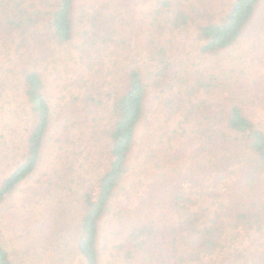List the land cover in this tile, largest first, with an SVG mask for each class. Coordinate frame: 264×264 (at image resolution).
<instances>
[{
  "label": "trees",
  "instance_id": "obj_1",
  "mask_svg": "<svg viewBox=\"0 0 264 264\" xmlns=\"http://www.w3.org/2000/svg\"><path fill=\"white\" fill-rule=\"evenodd\" d=\"M135 1L0 0V108L16 102L0 122L25 124L15 158L0 164V207L33 176L50 133L69 153L103 125L109 162L82 194L80 264H100L110 215L120 264H202L228 248L231 264H264V122L231 95L218 99L222 83L178 67L163 42L167 31L194 25L201 52L219 53L235 45L262 0H233L215 13L159 0L141 20ZM133 37L147 47L149 79L114 51L105 55ZM139 130L145 141L133 176L147 182L127 208L120 201ZM242 231L257 233L247 252L238 246ZM0 264H17L1 235Z\"/></svg>",
  "mask_w": 264,
  "mask_h": 264
},
{
  "label": "rangeland",
  "instance_id": "obj_2",
  "mask_svg": "<svg viewBox=\"0 0 264 264\" xmlns=\"http://www.w3.org/2000/svg\"><path fill=\"white\" fill-rule=\"evenodd\" d=\"M172 1L174 4L179 2ZM232 1L180 0V6L189 12L194 8L196 12L207 9L215 13L227 9ZM158 2L159 0H136L133 9L135 17L138 20L149 17ZM202 20V17L197 18L196 22ZM163 42L178 67L207 78L214 75L215 83H222L214 93L218 99L228 102L229 94L242 102L256 120L264 122V0L235 45L219 53L201 52V40L194 25L167 31ZM119 43L104 50L105 55L114 51L116 56L125 60L122 65L136 64L144 72L146 79H149L153 63L149 59L147 47L140 40L137 41L136 37ZM58 90L57 88L56 91ZM15 106L16 102L12 101L11 105L5 104V109L1 107V120L13 115L11 108ZM150 107L151 110L155 109V102ZM4 110L7 112L3 113ZM4 121L7 123V120ZM5 123L0 122L2 167L15 158L14 145H22L25 125L21 123V126L12 129L10 124L4 127ZM102 130L103 125L87 129L83 140L78 142L76 148H71L69 153L65 151L67 145L63 150L60 149L55 141V133H50L42 162L33 176L1 205V239L17 264L81 263L77 239L85 207L82 194L89 185L96 182L109 162L108 141ZM144 141L142 130H139V140L125 183L128 197L120 201V205L127 208L136 206L139 194L135 188L143 189V184L147 182L145 180L139 183V179L133 176ZM110 217L111 215L101 223L100 264H120L111 255L113 236L110 232L114 227L111 226ZM241 237L238 241L239 248H243L245 252L253 249L257 233L242 231ZM233 257V252L228 248L223 259L204 260L202 264H231Z\"/></svg>",
  "mask_w": 264,
  "mask_h": 264
}]
</instances>
